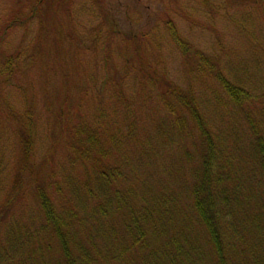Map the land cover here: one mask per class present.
Here are the masks:
<instances>
[{
  "label": "trees",
  "instance_id": "16d2710c",
  "mask_svg": "<svg viewBox=\"0 0 264 264\" xmlns=\"http://www.w3.org/2000/svg\"><path fill=\"white\" fill-rule=\"evenodd\" d=\"M38 11L40 6H31L24 13L19 2L0 8V264H264V79L253 85L229 81L216 62L196 50L195 68L216 70L229 100H218V119L209 122L190 94L143 72L140 52L146 49L136 36L121 40L119 78L106 72L109 57L90 56L106 78L93 98L96 81L91 85L90 78L80 77V105L87 98L100 103L104 88L113 114L121 104L128 109L130 96L121 85L128 78L134 81L130 91L141 92L142 101L156 98L178 129L176 157L173 141L167 138L165 145L177 186L167 181L157 193L153 186L150 194L140 193L146 182L139 174L140 157L138 163L122 149L132 141L144 151L134 126L120 129V146L117 128L108 133L99 127L107 113L98 106L95 126L70 124L64 144L56 135L59 120L51 109L56 100L48 88L57 71L45 55L41 21L32 42L4 51L7 34L26 27ZM169 34L185 54L191 50L173 26ZM65 102L55 107L64 110ZM40 106L50 109L44 117ZM42 119L49 131L40 130ZM58 151L65 160L55 164Z\"/></svg>",
  "mask_w": 264,
  "mask_h": 264
},
{
  "label": "rangeland",
  "instance_id": "374dc122",
  "mask_svg": "<svg viewBox=\"0 0 264 264\" xmlns=\"http://www.w3.org/2000/svg\"><path fill=\"white\" fill-rule=\"evenodd\" d=\"M15 2L22 5L24 13L31 6H40V11L26 27L18 26L7 34L4 42L8 47H4V51L14 50L20 42H32L35 39L37 21H41L47 46L45 55L57 71V75L53 74L51 77L48 92L58 104L66 99L64 110L57 109L56 102L51 103V109L59 120L56 135L64 144L63 140L68 139L70 124L95 126L97 113L95 114L94 109L98 106L105 108L107 113L104 116L106 119H101L99 127L107 128L108 133L117 128L120 137L116 143L120 146L121 130L125 132L130 126H134L144 151L139 150L142 146L132 147V141L124 143L122 149L129 150L131 158L138 163L140 161V178L146 181L141 182L140 193L146 190L150 194L152 190L148 186H153L157 193L159 188L162 190L165 187L163 183L167 181L177 186L174 160L168 155L165 145L167 138L168 141H173L176 157L178 151L174 142L178 140V129L174 123L170 125V117L160 102L155 103L156 98H144L142 101L141 92L137 94V89L134 88L133 92L130 91L134 81L128 78L121 82L130 96L126 105L128 109L121 104V111L113 114L111 108H108L112 103L104 88L100 96L104 98L100 103L87 98L80 105L79 87L84 84L80 77L90 78L91 85L96 81L90 90L93 98H98L100 84L103 85L101 81L106 78L105 70H96L100 66H93L90 56L100 53L102 58V54H105L110 58L106 62V72L111 76H121V40L136 36L140 39V47L146 49L145 52H140L144 58V62L140 63L144 65L143 72L157 78L158 83L172 84L181 93L190 94L209 122L218 119L220 100L229 104L215 77L216 70L224 73V78L238 84L241 81L246 85H251L252 82L257 84L259 79H264V0H40L38 4L35 0H0V8ZM170 26L190 46L191 50L187 54L171 39ZM94 37L96 41L93 40ZM196 50L217 63L215 71L206 73L195 68L198 63ZM83 56L88 57L89 61H79L78 57L82 60ZM65 61L66 78L63 76L65 70L62 64ZM83 67L86 69L83 70ZM40 110L41 117L50 112V109L46 110L42 106ZM41 121L44 125L40 130L49 131L47 121ZM185 123L189 128L188 117ZM240 129L242 137L246 138V126L241 124ZM242 141L246 145V139ZM64 160L62 151H58L54 157L55 164ZM42 163L44 168H50L49 161L44 160ZM119 167L121 170V163ZM139 198L141 199L140 196ZM120 233L121 231L117 232ZM103 239H97L102 247L105 244Z\"/></svg>",
  "mask_w": 264,
  "mask_h": 264
}]
</instances>
